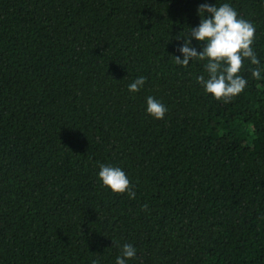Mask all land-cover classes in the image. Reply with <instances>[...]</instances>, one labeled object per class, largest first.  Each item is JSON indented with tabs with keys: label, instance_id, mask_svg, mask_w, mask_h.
<instances>
[{
	"label": "trees",
	"instance_id": "1",
	"mask_svg": "<svg viewBox=\"0 0 264 264\" xmlns=\"http://www.w3.org/2000/svg\"><path fill=\"white\" fill-rule=\"evenodd\" d=\"M205 2L256 28L228 103L206 61L175 63ZM125 244L126 264H264V0H0V264H116Z\"/></svg>",
	"mask_w": 264,
	"mask_h": 264
},
{
	"label": "clouds",
	"instance_id": "2",
	"mask_svg": "<svg viewBox=\"0 0 264 264\" xmlns=\"http://www.w3.org/2000/svg\"><path fill=\"white\" fill-rule=\"evenodd\" d=\"M198 13L201 22L198 27L190 28L189 38L184 39L183 46L178 49L183 54V59L174 56L175 63L187 68L193 60L206 61L204 68L208 78L200 75L196 78L197 82L216 100L228 103L247 86L248 81L240 75L244 60H249L252 65L260 64L252 47L256 28L250 21L240 18L228 3L217 7L205 2L199 6ZM193 38L204 42L202 51L198 52L192 46ZM252 76L255 79L260 78L259 67L252 69ZM145 83V77H138L129 85V91L139 92ZM147 112L155 119L162 120L167 109L154 97L149 96ZM99 178L103 186L110 188L114 193H127L129 198L135 199L136 193L132 190L130 180L120 167L100 165ZM144 209L147 210V205ZM135 256L136 249L131 244H125L116 264H126V260Z\"/></svg>",
	"mask_w": 264,
	"mask_h": 264
}]
</instances>
